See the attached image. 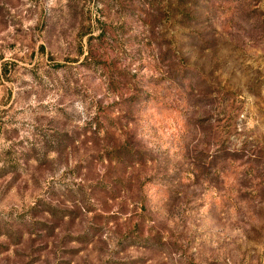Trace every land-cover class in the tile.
Instances as JSON below:
<instances>
[{"label": "rangeland", "instance_id": "rangeland-1", "mask_svg": "<svg viewBox=\"0 0 264 264\" xmlns=\"http://www.w3.org/2000/svg\"><path fill=\"white\" fill-rule=\"evenodd\" d=\"M0 264H264V0H0Z\"/></svg>", "mask_w": 264, "mask_h": 264}]
</instances>
